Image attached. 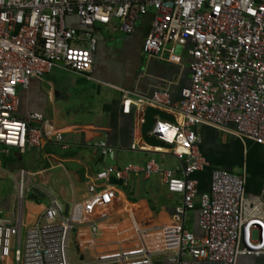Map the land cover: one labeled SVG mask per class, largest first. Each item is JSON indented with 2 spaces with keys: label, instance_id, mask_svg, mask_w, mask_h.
Returning a JSON list of instances; mask_svg holds the SVG:
<instances>
[{
  "label": "built area",
  "instance_id": "obj_1",
  "mask_svg": "<svg viewBox=\"0 0 264 264\" xmlns=\"http://www.w3.org/2000/svg\"><path fill=\"white\" fill-rule=\"evenodd\" d=\"M152 11L144 50L156 55L167 43L187 47L191 57L190 84L173 101L166 89L150 95L122 90L125 110L133 104L164 110L174 120L156 119L151 134L171 144L158 148L181 162L182 176L155 159L103 169L97 180L115 177L124 184L131 174H157L169 192L180 193L182 204L175 207L178 221L197 199L200 236L181 224L161 227L168 261L173 264H236L240 255L264 254V201L246 211L245 179L241 174L214 167L201 153L197 126H209L225 134L264 145V0H0V152L39 147L50 138L63 147V135H46L43 115L33 112L17 116V87H27L32 77H41L56 65L76 72L90 71L97 47L92 33L96 24L113 18L122 31L130 33L135 21ZM76 18L81 28L71 24ZM102 154L111 151L100 141ZM210 169L209 188L199 192L192 175ZM23 168L16 171L18 215L13 220L0 211V264H72L68 254L71 229L96 207L107 205L108 188L88 185V197L79 214L58 220L60 205L52 199L41 219L33 223L22 241L21 209L29 187ZM264 194V187L262 189ZM257 229L253 237L252 230ZM93 264H153L144 246L98 254Z\"/></svg>",
  "mask_w": 264,
  "mask_h": 264
},
{
  "label": "crops",
  "instance_id": "obj_2",
  "mask_svg": "<svg viewBox=\"0 0 264 264\" xmlns=\"http://www.w3.org/2000/svg\"><path fill=\"white\" fill-rule=\"evenodd\" d=\"M151 21L150 10L135 21L130 33L122 31L115 18L106 25L96 24L92 33L97 47L89 72L76 73L59 64L41 77H32L27 87H17V116L25 118L40 112L42 120L32 124L41 125L46 135L60 132L66 144L63 147L47 138L39 147L28 145L23 152L14 147L0 152V179L9 182L7 189H0L2 217H17L16 171L23 168L29 172V191L21 209V240L30 226L41 219L52 199L60 205L61 220L79 214L90 183L112 193L107 205L96 207L71 229L69 239L76 250V259H70L72 264H93L98 254L135 246H144L153 264H173L168 261L173 251L166 250L161 227L178 223L197 236L202 234L197 199L194 207L186 209L177 221L175 207L182 204L183 196L169 192L159 175L131 174L126 184L113 176L108 180L95 179V174L103 169L144 164L149 159L157 160L156 154L166 163L157 160L161 165L176 169L182 176L181 162L174 155L153 153V148L141 138L144 109L138 111L132 104L126 111L122 103V90L150 95L156 89H166L173 101H179L180 90L190 84L191 57L186 46L170 42L156 55L144 50ZM71 24L81 28L75 17ZM196 132L200 151L212 166L244 176L246 211L251 212L255 202L264 201V145L249 139L243 142L204 125L197 126ZM100 141L111 148L109 153H101ZM170 157L175 158L174 163ZM192 176L198 181L199 192L209 188L210 169ZM33 189L38 190L35 198ZM252 235L257 236V229L252 230ZM3 264H13V260ZM236 264H264V254L240 255Z\"/></svg>",
  "mask_w": 264,
  "mask_h": 264
},
{
  "label": "water",
  "instance_id": "obj_3",
  "mask_svg": "<svg viewBox=\"0 0 264 264\" xmlns=\"http://www.w3.org/2000/svg\"><path fill=\"white\" fill-rule=\"evenodd\" d=\"M157 118L170 120V121L174 120L173 115L164 110L153 107L151 105L145 106L143 110L142 122L140 125L141 138L146 144H148L153 148L152 149L153 153H166L165 151L159 150L158 148H170L172 145L159 139L156 136L157 135L156 133L155 134L150 133V131L155 125ZM32 193H33V198H35L36 195H38V190L33 189ZM68 209L69 207L68 205H66L64 209L65 215L68 214Z\"/></svg>",
  "mask_w": 264,
  "mask_h": 264
},
{
  "label": "rangeland",
  "instance_id": "obj_4",
  "mask_svg": "<svg viewBox=\"0 0 264 264\" xmlns=\"http://www.w3.org/2000/svg\"><path fill=\"white\" fill-rule=\"evenodd\" d=\"M158 161H161V163L163 162L162 160H161V158H160V155H158V154H156V157H155ZM170 159L173 161V163L175 162V158H173V157H170ZM163 165L165 164L166 165V163H162ZM169 165H167V166H170L171 165V163H168ZM154 175H157V174H154ZM8 185H9V182H8V180L7 179H0V189L2 188V190L3 189H7L8 188ZM70 241H69V243H68V254H69V257H71L70 259L72 260V261H74L75 259H76V256H75V249H74V245H73V240L70 238L69 239ZM87 260H89V258H87Z\"/></svg>",
  "mask_w": 264,
  "mask_h": 264
}]
</instances>
